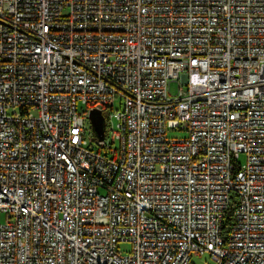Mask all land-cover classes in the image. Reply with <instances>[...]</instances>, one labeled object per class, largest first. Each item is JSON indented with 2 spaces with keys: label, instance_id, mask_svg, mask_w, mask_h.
Segmentation results:
<instances>
[{
  "label": "built area",
  "instance_id": "built-area-1",
  "mask_svg": "<svg viewBox=\"0 0 264 264\" xmlns=\"http://www.w3.org/2000/svg\"><path fill=\"white\" fill-rule=\"evenodd\" d=\"M1 214L0 264H264V0H0Z\"/></svg>",
  "mask_w": 264,
  "mask_h": 264
},
{
  "label": "rangeland",
  "instance_id": "rangeland-1",
  "mask_svg": "<svg viewBox=\"0 0 264 264\" xmlns=\"http://www.w3.org/2000/svg\"><path fill=\"white\" fill-rule=\"evenodd\" d=\"M178 88H179V87H178V84H177V83H172V84H171V92H172L173 94L177 93ZM183 135H184V133H183V132H179V131H171V132H170V136H173V137H175V136H183ZM105 138H106V140L109 142V141L111 140V133H108V132H107ZM114 146L117 147V148H119V142L116 141V144H114ZM239 163H240L241 165L247 163V156H246V154H243V153L240 154V157H239ZM5 220H6V218H5L4 214H1V215H0V221H1V222H5ZM120 248H121L124 252H127V251L130 250L131 246H130L129 243H122V244L120 245Z\"/></svg>",
  "mask_w": 264,
  "mask_h": 264
},
{
  "label": "water",
  "instance_id": "water-1",
  "mask_svg": "<svg viewBox=\"0 0 264 264\" xmlns=\"http://www.w3.org/2000/svg\"><path fill=\"white\" fill-rule=\"evenodd\" d=\"M91 124L99 139H104L105 133V118L101 111L92 110L90 114Z\"/></svg>",
  "mask_w": 264,
  "mask_h": 264
},
{
  "label": "trees",
  "instance_id": "trees-1",
  "mask_svg": "<svg viewBox=\"0 0 264 264\" xmlns=\"http://www.w3.org/2000/svg\"><path fill=\"white\" fill-rule=\"evenodd\" d=\"M236 204H237V199H236V196L233 195L229 209L225 214V222H224V226H223V233H225V234L228 233L231 225L233 224V211L236 207Z\"/></svg>",
  "mask_w": 264,
  "mask_h": 264
}]
</instances>
